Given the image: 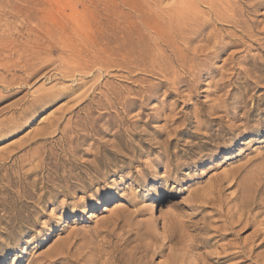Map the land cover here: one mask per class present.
Wrapping results in <instances>:
<instances>
[{"label": "rangeland", "instance_id": "obj_1", "mask_svg": "<svg viewBox=\"0 0 264 264\" xmlns=\"http://www.w3.org/2000/svg\"><path fill=\"white\" fill-rule=\"evenodd\" d=\"M0 50V264H64L131 228L128 250L149 220L177 242L154 264H264L257 222L227 218L230 174L264 189V0H0Z\"/></svg>", "mask_w": 264, "mask_h": 264}, {"label": "bare ground", "instance_id": "obj_2", "mask_svg": "<svg viewBox=\"0 0 264 264\" xmlns=\"http://www.w3.org/2000/svg\"><path fill=\"white\" fill-rule=\"evenodd\" d=\"M208 6V5H207ZM159 10V9H158ZM160 11V10H159ZM163 11V10H162ZM161 12V11H160ZM212 12H213V10H212ZM162 13V12H161ZM164 14V13H163ZM213 14V13H212ZM157 15V14H156ZM161 15V14H160ZM167 15V14H166ZM191 16V15H190ZM215 16V15H214ZM232 16V15H231ZM167 17H168V15H167ZM195 17V16H194ZM170 18V17H169ZM191 18V17H190ZM81 24V23H80ZM73 26H75V25H73ZM178 27H180V26H178ZM82 28V27H81ZM182 28V27H181ZM85 29V28H84ZM92 30V29H91ZM76 31V30H75ZM80 32H82V31H80ZM79 32V33H80ZM91 32V31H90ZM77 33V32H76ZM95 33V32H94ZM81 35V34H80ZM94 35V34H93ZM79 36V35H78ZM76 37V36H75ZM106 37V36H105ZM68 38H69V36H68ZM100 38V37H99ZM108 38V37H107ZM67 39V38H66ZM70 39V38H69ZM72 39H73V37H72ZM62 40V39H61ZM60 40V41H61ZM74 40V39H73ZM78 40V39H77ZM101 40V39H100ZM115 40H117V39H115ZM68 41V40H67ZM67 41H65V43L67 42ZM92 41V40H91ZM94 41V40H93ZM102 41H104V40H102ZM110 41V40H109ZM122 41V40H121ZM106 42V41H105ZM111 42V41H110ZM59 43H61V42H59ZM63 43H64V41H63ZM100 43V42H99ZM120 43V42H119ZM62 44V43H61ZM94 44V43H93ZM112 44V43H111ZM64 45V44H63ZM94 45H98V44H94ZM101 45V44H100ZM28 46V45H27ZM26 46V47H27ZM30 46V45H29ZM29 46H28V48H29ZM61 46V45H60ZM67 46V45H66ZM102 46V45H101ZM107 46V45H106ZM27 48V49H28ZM31 48V47H30ZM75 48H77V47H75ZM97 48V47H96ZM106 48V47H105ZM112 48V47H111ZM121 48V47H120ZM24 49V48H23ZM22 49V50H23ZM79 49V48H78ZM122 49H123V46H122ZM96 50V49H95ZM1 51V50H0ZM26 51V50H25ZM33 51V50H32ZM78 51V50H77ZM13 52V51H12ZM22 52V51H21ZM93 52V51H92ZM96 52V51H95ZM98 52V51H97ZM118 52V51H117ZM124 52H125V50H124ZM1 53H3V52H1ZM35 53V52H34ZM80 53V52H79ZM20 54V53H19ZM73 54H75V52L73 53ZM77 54V53H76ZM102 54V53H101ZM106 54V53H105ZM114 54V53H113ZM68 55V54H67ZM79 55V54H78ZM86 55V54H85ZM96 55V54H95ZM123 55V54H122ZM83 56V55H82ZM91 56V55H90ZM105 56H107V55H105ZM73 57H75V56H73ZM72 57V58H73ZM79 57V56H78ZM96 57V56H95ZM118 57H119V54H118ZM10 58V57H9ZM12 58V57H11ZM37 58V57H36ZM61 58V57H60ZM89 58V57H88ZM35 59V58H34ZM65 59H67V58H65ZM75 59V58H74ZM108 59V58H107ZM117 59V58H116ZM78 60V59H77ZM11 61V60H10ZM71 61V60H70ZM75 61V60H74ZM91 61V60H90ZM21 62V61H20ZM76 62V61H75ZM84 62V61H83ZM92 62V61H91ZM90 62V63H91ZM110 62V61H109ZM34 63V62H33ZM94 63V62H93ZM106 63H107V61H106ZM8 64H9V62H8ZM37 64V63H36ZM105 64V63H104ZM28 65V64H27ZM84 65H85V63H84ZM90 65V64H89ZM8 66V65H7ZM107 65H105V67H106ZM35 67H37V66H35ZM91 67H92V64H91ZM103 67V65L101 66V68ZM108 67V66H107ZM104 68V67H103ZM29 69H31V68H29ZM82 70L84 69V68H81ZM89 69V68H88ZM10 70V69H9ZM13 71V70H12ZM34 73V72H33ZM27 74V73H26ZM70 75H72V74H70ZM7 76V75H6ZM2 79V78H1ZM10 82V81H9ZM8 82V83H9ZM2 83V82H1ZM22 83V82H21ZM23 84V83H22ZM21 84V85H22ZM20 85V84H19ZM8 87V86H7ZM3 88V87H2ZM9 90V89H8ZM53 91V90H52ZM60 91V90H59ZM67 91V90H66ZM50 92V91H49ZM46 94V93H45ZM37 98H38V96H37ZM40 98V97H39ZM37 99H35V101H36ZM39 100V99H38ZM30 101H31V99H30ZM39 102V101H38ZM30 104V103H29ZM28 104V105H29ZM34 104V103H33ZM21 107V106H20ZM26 107V106H25ZM17 109V108H16ZM28 109V108H27ZM34 109H36L35 107H34ZM15 110V109H14ZM22 110H23V108H22ZM19 111H21V110H19ZM18 113V112H17ZM21 113V112H20ZM24 115V114H23ZM25 115H27V114H25ZM21 117V116H20ZM10 118V117H9ZM8 118V119H9ZM17 118H18V116H17ZM6 119V118H5ZM5 119H2V120H5ZM15 119L16 118H13V120L15 121ZM25 119V118H24ZM24 119H22V120H24ZM12 120V121H13ZM54 120V119H53ZM1 121V120H0ZM7 121V120H6ZM9 121V120H8ZM13 121V122H14ZM17 121V120H16ZM56 121V120H55ZM53 122V121H52ZM2 123H4V122H2ZM6 123V122H5ZM8 123V122H7ZM51 123V122H50ZM11 123H9V125H10ZM14 124V123H13ZM53 124V123H52ZM7 125V124H6ZM15 125V124H14ZM48 126H53V125H48ZM47 126V127H48ZM56 126V125H55ZM54 126V127H55ZM46 127V126H45ZM44 127V129H46ZM43 129V130H44ZM56 129H57V127H56ZM62 129V128H61ZM43 130H42V133H43ZM8 131V130H7ZM10 131V130H9ZM45 131V130H44ZM59 131V130H58ZM62 132V131H61ZM64 132V131H63ZM1 133V132H0ZM47 134V133H46ZM62 134V133H61ZM64 135H65V133H63ZM216 135V134H215ZM63 136V135H62ZM211 136V135H210ZM44 138H45V136H44ZM43 138V139H44ZM213 138V137H212ZM61 139V138H60ZM70 139V138H69ZM210 139H211V137H210ZM214 139V138H213ZM45 141V140H44ZM59 141V140H58ZM69 141V140H68ZM203 143V142H202ZM205 145H206V143H204ZM204 145V146H205ZM195 146H197V145H195ZM199 146V145H198ZM199 147H201V146H199ZM12 156V155H11ZM15 156V155H14ZM14 156H12V157H14ZM118 156V155H117ZM11 157V158H12ZM115 157V156H114ZM99 158V157H98ZM119 158V157H118ZM2 161V160H1ZM13 161V160H12ZM7 164V163H6ZM38 164V163H37ZM8 165V164H7ZM1 166V165H0ZM3 166V165H2ZM6 167V166H5ZM99 167V166H98ZM2 168V167H1ZM5 168H3V170H4ZM8 169V168H7ZM6 169V170H7ZM2 170V169H1ZM38 171V170H37ZM9 172V171H8ZM7 172V173H8ZM22 172V171H21ZM27 172V171H26ZM33 172V171H32ZM17 172H15V174H16ZM24 173V172H23ZM22 174V173H21ZM228 174V173H227ZM226 174V175H227ZM10 175V174H9ZM26 175V174H25ZM229 175V174H228ZM231 175V174H230ZM229 175V177H228V179H227V181H229V183H231V185H235L236 187H237V189H238V191H239V195H238V199H239V201H238V205H236V207H235V210L233 211V213L232 214H230L229 216H227V218H228V220H229V229L230 230H232L234 227H233V223H238V224H240V223H242V226H241V229L242 228H245L246 226H249V225H252L253 226V224L254 223H256L257 222V224H258V229H256L255 231H256V234H257V236L258 237H260V236H262L263 238H264V219H261V220H259V221H257L255 218H257V217H255V216H251L250 214H251V211L252 210H254V209H257V210H259V209H264V195H262V193H261V195H259L260 194V191H262V192H264V189H262L257 183V185L255 184H253L254 186L252 187V186H245V185H243V183H242V181H244V180H240V179H238L237 180V176H238V174H237V176H235V174H232L231 176ZM2 176V175H1ZM5 176V175H4ZM11 176H9V178H10ZM3 178V177H2ZM3 180V179H2ZM7 180V179H6ZM9 180V179H8ZM255 180V179H254ZM255 182V181H254ZM253 182V183H254ZM247 183V182H246ZM259 183V182H258ZM250 184V183H249ZM264 186V185H263ZM204 196V195H203ZM207 198H209V197H211V196H206ZM206 197H204L203 199H205ZM202 198V197H201ZM206 198V199H207ZM199 199V198H198ZM204 200V201H207V200ZM214 199V198H213ZM162 200H163V197L162 196H158L153 202H152V208L153 209H155V208H158L159 206H160V204H161V202H162ZM111 201V198H110V196H107L106 198H104V200H102L101 202H97V203H95L94 205H92L91 207H92V209H96V208H99V207H101L102 205H107L109 202ZM102 203V204H101ZM118 205H116L115 207H117ZM263 212V211H262ZM228 213V212H227ZM227 213H226V215H227ZM264 217V216H263ZM227 220V221H228ZM150 221L151 220H149V221H147L146 222V227H145V229H144V231L142 232V234H140L141 235V238H139V239H135L137 242H136V244H134L133 246H130V248L128 249V250H124V251H122L123 250V248H121V246H123V245H126V244H128V242H129V237L131 236V232H132V230L133 229H129L128 231H126L125 233L127 234L126 236L125 235H123V236H125V237H123V236H121L118 240H117V242H113L112 244L113 245H109V247H110V250H107V249H105L104 247H102V246H100L99 245V247H96L95 248V246L93 247L91 244H93L91 241V244L88 242V244L87 245H84V247H82V249H81V251H78V252H76V254L75 255H71V254H69V252H59V251H57V252H55L54 253V256H59V255H61V257H59V258H62V259H64L65 260V263L64 264H154V263H152L153 261L151 260V258L153 257V256H155V255H161V253L166 249V248H169V249H171L170 248V243L171 242H173L174 240H176L175 238L176 237H174V235H172L173 233L172 232H168L164 237H162V238H157L155 235H153L152 233H151V227H150V225L151 224H149L150 223ZM33 222V221H32ZM174 222H176V221H173V224H174ZM250 223H252V224H250ZM175 224H177V223H175ZM65 226H64V228L65 229H74V225H73V220H70V221H68V222H66L65 224H64ZM227 225V224H226ZM234 230V229H233ZM71 232V231H70ZM167 232V231H166ZM175 232H176V230H175ZM136 233H137V231H136ZM138 234V233H137ZM136 234V236H138L139 237V235H137ZM49 235H50V233H48L47 232V234L44 236V238H43V240L44 241H46V239H48V237H49ZM177 235V234H176ZM119 237V236H118ZM137 237V238H138ZM178 237V236H177ZM181 237V236H180ZM180 237H179V239H180ZM117 238V237H116ZM141 239H147V241H145V242H143V245L144 246H142V243H141V245H140V240ZM119 241V242H118ZM156 241H158V242H156ZM179 241H181V239L179 240ZM186 241V240H185ZM174 243H177V242H175L174 241ZM86 244V243H85ZM173 244V243H172ZM70 245V244H69ZM174 245V244H173ZM176 245V244H175ZM181 245V244H180ZM127 246V245H126ZM141 246H142V248H141ZM172 246V245H171ZM177 246V245H176ZM179 246V245H178ZM184 246V248H182L183 250H184V253H186V252H188V251H191L190 249L192 248V250H193V245H191V244H185V245H183ZM182 247V246H181ZM195 247V246H194ZM197 247V246H196ZM195 247V248H196ZM255 247H257V245H251L249 248H248V250H247V252L248 253H251L252 251H253V249L255 248ZM141 249V251H139L140 253H143V254H141L140 256L141 257H137L136 256V253H137V251L138 250H140ZM91 249H94V252H92L91 251ZM173 249H174V247H173ZM177 249V248H176ZM176 251V250H175ZM174 252V251H173ZM172 252V253H173ZM177 252V251H176ZM89 253V254H88ZM150 253V254H149ZM175 253V252H174ZM183 253V254H184ZM125 254H127L126 256L128 257H126L127 259H124L123 260V256H125ZM138 254V253H137ZM147 254H149V255H147ZM171 254V251H170V253L168 254H166V256L163 258V261L161 262V263H158V264H186L185 263V261H184V258H180L179 260H178V258H174L176 261L178 260V262H176V263H174L173 262V257L170 255ZM176 254V253H175ZM179 255V254H178ZM201 255V254H200ZM220 255V254H219ZM136 256V257H135ZM180 256V255H179ZM199 256V255H198ZM176 257V256H175ZM102 258V259H101ZM145 260H144V259ZM188 258V257H187ZM186 258V259H187ZM201 259H205L204 258V256H201L200 257ZM199 257H198V259H200ZM142 260H144V261H142ZM188 260V259H187ZM207 260V259H206ZM81 261H83V262H81ZM152 261V262H151ZM190 261V260H189ZM189 261H187V263L189 262ZM197 261V260H196ZM205 260H199L196 264H205V262H204ZM191 262V261H190ZM195 264V263H194Z\"/></svg>", "mask_w": 264, "mask_h": 264}]
</instances>
